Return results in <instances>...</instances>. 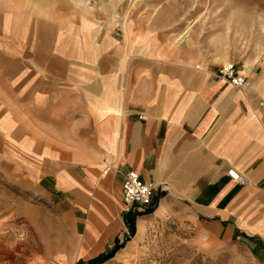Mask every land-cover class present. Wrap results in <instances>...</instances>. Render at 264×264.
<instances>
[{
  "label": "rangeland",
  "instance_id": "obj_1",
  "mask_svg": "<svg viewBox=\"0 0 264 264\" xmlns=\"http://www.w3.org/2000/svg\"><path fill=\"white\" fill-rule=\"evenodd\" d=\"M0 19L9 24L0 31V73L4 63L11 71V62L23 57L28 76L33 55L49 46L55 52L56 28L82 26L88 43V80H82V90L79 83H59L51 90L56 105L45 111L32 100L41 93L17 94L15 83L0 80V246L11 253L0 264H16V259L66 264L69 235L52 230L60 204L39 184L58 170V163L112 164L94 110L103 61L118 94L153 79L150 66H182L190 79L195 68L219 73L234 64L249 78L245 93L264 117V0H0ZM16 21L23 23L18 36L12 33ZM91 86L94 92L84 89ZM141 99L136 97V103ZM149 208L153 212L144 214L141 234L138 226L134 237L139 235L138 241L100 264H258L237 241L210 240L181 203L164 201Z\"/></svg>",
  "mask_w": 264,
  "mask_h": 264
},
{
  "label": "crops",
  "instance_id": "obj_2",
  "mask_svg": "<svg viewBox=\"0 0 264 264\" xmlns=\"http://www.w3.org/2000/svg\"><path fill=\"white\" fill-rule=\"evenodd\" d=\"M0 22L3 33L2 25L8 23ZM15 23L12 33L18 36L23 23ZM83 31L82 26L56 28L54 53L48 45V50L33 55L29 61L34 67L28 76L25 59L16 57L11 71L4 63L0 80L15 83L17 94L41 93L39 98L32 97L41 103L39 111L54 107L58 97L51 90L59 83L64 87L79 83L82 90V80H88V43ZM108 65L104 61L99 65L94 110L96 130L112 164L58 163L55 173L40 179V189L60 204L52 230L69 235L64 247L66 264H87L114 249L118 257L138 241L144 214L121 211V183L129 171L153 185L151 206L181 203L210 240L237 241L258 264H264V117L257 114L254 101L245 90L233 89L214 69L195 68L189 79L182 66L148 67V63L143 69L146 73L148 67L153 79H144L142 88L132 84L127 93L118 94ZM84 89L94 92L92 86ZM136 97L143 102L136 103ZM49 117L54 122L58 118L54 111ZM229 170L244 176L247 183L232 179ZM10 256L0 246V262Z\"/></svg>",
  "mask_w": 264,
  "mask_h": 264
},
{
  "label": "built area",
  "instance_id": "obj_3",
  "mask_svg": "<svg viewBox=\"0 0 264 264\" xmlns=\"http://www.w3.org/2000/svg\"><path fill=\"white\" fill-rule=\"evenodd\" d=\"M219 77L228 83L235 90H244L248 88L249 78L240 72L234 64H229L219 71ZM229 176L245 185L247 180L244 176L234 170L228 171ZM154 187L151 183L144 182L138 173L134 171L127 172L121 183V211L124 214H140L151 206V199ZM47 264H60L55 259H49Z\"/></svg>",
  "mask_w": 264,
  "mask_h": 264
},
{
  "label": "trees",
  "instance_id": "obj_4",
  "mask_svg": "<svg viewBox=\"0 0 264 264\" xmlns=\"http://www.w3.org/2000/svg\"><path fill=\"white\" fill-rule=\"evenodd\" d=\"M151 212H153V209L152 208H149V209L145 210L144 213H142V214H147V213H151ZM135 215H141V214H133V216H135ZM128 219H129L128 221H131V222L134 221V217H128ZM114 251H116V249H114L108 256H103V257L102 256H99V257H97V258H95L93 260H90L88 262V264H100V263H103L107 258H109V257L112 256V254L114 253ZM76 264H83V262L79 261Z\"/></svg>",
  "mask_w": 264,
  "mask_h": 264
}]
</instances>
